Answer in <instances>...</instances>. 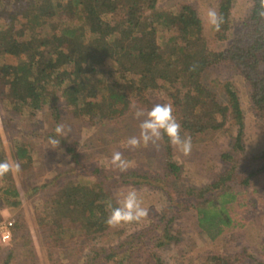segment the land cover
Wrapping results in <instances>:
<instances>
[{"label": "trees", "instance_id": "1", "mask_svg": "<svg viewBox=\"0 0 264 264\" xmlns=\"http://www.w3.org/2000/svg\"><path fill=\"white\" fill-rule=\"evenodd\" d=\"M234 1L220 0L219 12L225 23L216 31L219 40L229 37ZM157 2L0 0V105L21 116L36 115L47 107L55 119H59L61 108H72L76 117L99 123L123 115L133 99L145 101L148 92L163 89L182 125V133L196 136L230 125L235 129L233 150L242 155L244 111L239 93L228 82L225 98L221 99L215 86L211 88L204 79L211 66L232 64L249 83L254 107L264 113V19L257 15L259 0H252L240 32L223 50L210 47L194 6L185 4L177 11L159 10ZM7 118L2 122L14 132H34L15 123L13 115ZM163 142L166 171L178 173L180 167L173 159V147L166 136ZM66 147L77 157L71 144ZM11 151L21 168L33 163L34 152L29 144L15 143ZM235 152L222 155L232 161L227 173L205 188L189 190L198 191L199 200L185 207L197 210L200 227L212 239L227 228L243 224L244 187L264 169L263 164L243 176ZM8 155L0 125V161L12 162ZM254 159L264 161V151ZM92 174L99 175L100 170ZM5 177L0 198L8 208H16L23 195L15 174ZM141 177L147 179L132 176L136 181H142ZM25 188L24 192H28L29 187ZM108 203L118 206L104 181L80 180L58 188L37 210V216L50 236L56 233L52 241H65L71 236L62 234L63 229L59 231L58 227L73 223L80 222L83 231L91 235L105 233L110 228L105 224ZM1 206L2 202L0 221ZM20 217L13 227L12 240L17 241V247L10 251L4 264H10L21 247L18 240L25 238L20 233L24 226ZM166 218L164 214L151 227L132 234L119 248L106 251L104 258L125 264L130 255L144 248L147 257L140 264H164L154 249L174 238L170 228L173 217ZM35 255L32 250L27 257L34 264ZM199 264H244V259L241 253L210 255Z\"/></svg>", "mask_w": 264, "mask_h": 264}, {"label": "rangeland", "instance_id": "2", "mask_svg": "<svg viewBox=\"0 0 264 264\" xmlns=\"http://www.w3.org/2000/svg\"><path fill=\"white\" fill-rule=\"evenodd\" d=\"M219 3L220 0H158L157 8L177 11L183 5L191 4L201 17L209 7L219 11ZM251 7L252 0L234 1L231 29L226 40L217 39L216 31L203 22L204 35L212 49L223 50L231 45ZM204 80L211 88L215 86L221 99L225 98V84L228 82L239 93L244 111L245 149L242 155L233 150L235 129L230 125H226L227 130L191 136L193 150L190 156L185 157L173 149V159L180 167L174 174L166 171L163 140L159 151L151 144L136 150L124 146L128 137L139 135L140 121L135 118L132 105L148 110L156 103H170L163 89L148 92L145 101L133 99L123 115L99 123L76 117L72 108H61L59 119H55L47 107L36 115L21 116L17 112H8L0 105L1 131L10 160L16 162V154L11 151L15 143L29 144L34 152L33 163L15 173L16 185L23 195L22 203L16 208H8L1 200L4 217L16 222L21 216L20 221L24 225L20 233L25 238L17 239L21 247L14 253L10 264H34L27 258L32 250L37 257L36 264H116L113 259L104 258L106 251L119 248L132 234L151 227L164 214L167 220L173 217L170 228L174 236L170 242L154 249L164 264H199L210 255L236 253L242 254L244 264H264V169L251 178L250 185L244 187L246 205L243 224L227 228L216 239L210 238L200 227L197 210L185 207L199 200L198 191L190 193V189L205 188L231 169L232 161L222 156L225 152H235L238 170L243 176L264 164V161L254 159L264 151V113L254 107L249 83L228 62L211 66ZM12 115L15 123L34 132L27 135L24 131L14 132L7 128L2 120ZM58 124L65 126L66 137L55 132ZM53 139L60 141L56 148L51 144ZM66 144L74 147L77 157L68 151ZM116 150L131 161L132 166L127 172L113 169L111 155ZM98 170L99 175L92 174ZM135 175L148 180L144 181L141 177L142 181H136L132 178ZM128 176L132 179L128 180ZM5 179L0 178V185L3 186ZM80 180L89 183L104 181L116 200L118 195L136 190L143 206L148 209V216L139 223L109 228L105 233L96 235L83 231L80 222L73 223L68 227H58L59 231L63 229L62 234L71 237L65 241H52L51 237L56 233L49 235L47 227L38 220L37 210L58 188ZM25 187H29L28 192H24ZM16 247L15 240L0 247V264H4L10 251ZM20 251L22 254L19 256ZM146 257L147 251L140 248L130 255L125 264H140Z\"/></svg>", "mask_w": 264, "mask_h": 264}, {"label": "clouds", "instance_id": "3", "mask_svg": "<svg viewBox=\"0 0 264 264\" xmlns=\"http://www.w3.org/2000/svg\"><path fill=\"white\" fill-rule=\"evenodd\" d=\"M257 15L264 19V0H259V10ZM202 21L219 32L225 23V17L215 8L209 7L201 16ZM135 109L134 116L139 123V135H133L126 139L125 147L129 150H136L140 147L152 145L159 151L160 142L166 136L174 150H178L183 156H190L193 150L192 138L186 132L182 134V125L174 115V107L171 103H156L150 109L144 110L132 105ZM70 131V130H69ZM58 135L67 136L65 126L58 124L55 128ZM53 148L60 144V141L51 140ZM111 164L114 170L127 172L132 166L131 161L126 159L119 150L113 151ZM21 171L20 162L0 161V178L9 173L15 174ZM117 205L107 204L109 215L105 219V224L110 228H118L125 224L139 223L145 219L149 212L143 206L142 199L136 190H129L117 197Z\"/></svg>", "mask_w": 264, "mask_h": 264}, {"label": "built area", "instance_id": "4", "mask_svg": "<svg viewBox=\"0 0 264 264\" xmlns=\"http://www.w3.org/2000/svg\"><path fill=\"white\" fill-rule=\"evenodd\" d=\"M0 198V203H1ZM2 220L0 221V247L3 245L9 244L13 237V227L15 221L13 219H9L4 217L3 210L1 211Z\"/></svg>", "mask_w": 264, "mask_h": 264}]
</instances>
